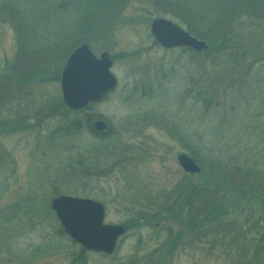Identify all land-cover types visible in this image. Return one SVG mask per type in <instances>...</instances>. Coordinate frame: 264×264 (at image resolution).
<instances>
[{
    "label": "rangeland",
    "instance_id": "1",
    "mask_svg": "<svg viewBox=\"0 0 264 264\" xmlns=\"http://www.w3.org/2000/svg\"><path fill=\"white\" fill-rule=\"evenodd\" d=\"M43 2L78 4V0ZM66 12L44 17L50 24L59 21L67 26L71 21ZM157 16L182 27L172 16L160 13L151 0H126L101 21L104 29H92L90 48L96 55L110 54L117 82L105 97L79 113L59 110V78L53 81L50 75L23 84L21 92L13 88L9 92L17 37L11 22L0 16V80L8 93L0 101V264L246 263L239 252L234 256L216 250L209 255L212 250L206 244L198 252L185 245L172 258L150 254L167 227H134L120 238L112 255L90 252L70 241L51 211V198L68 194L102 202L105 222H132L140 202L135 195L157 200L184 178L195 187L216 182L222 188L221 180L206 171L215 169L211 158L233 156L241 169L257 170L262 180L257 189L237 183L234 193L232 188L222 193L235 206L229 217L241 222L258 219L259 235L264 233V102L257 100L263 90H250L253 82L241 86L253 96L241 99L244 95L238 88L246 80L247 66L220 61L215 52L192 55L158 46L149 29ZM252 33L262 36L259 30ZM50 57L45 63L52 65L53 54ZM260 68L264 73V66ZM26 111L33 117L27 118ZM95 120L107 126L104 136L108 135V150L118 151L112 158L118 168L96 155L101 151L104 155L105 146H97L100 140L84 128ZM74 121L81 128L67 133L65 126ZM180 153L206 169L191 177L184 174L177 162ZM261 246L264 250V240ZM254 250L253 244L247 245V259L253 260L248 263L264 264V252L256 256Z\"/></svg>",
    "mask_w": 264,
    "mask_h": 264
},
{
    "label": "trees",
    "instance_id": "2",
    "mask_svg": "<svg viewBox=\"0 0 264 264\" xmlns=\"http://www.w3.org/2000/svg\"><path fill=\"white\" fill-rule=\"evenodd\" d=\"M19 1L21 0H5L0 4V16L11 22L17 37L18 50L12 69L15 73H12V82L8 87L10 93L11 88L21 92L23 84L36 80L39 75H50L55 79L53 81H57L63 65L57 61L66 59L80 42L89 43L92 29H104L105 24L101 21L111 12L116 13L120 10L126 2V0H78V4L50 6L44 4V0H27V4H17ZM151 2L160 13L172 16L190 33L198 38H204L208 44L205 52H215L220 56V61L230 60L239 68L247 66L246 80L239 84L238 89L243 92L241 86L253 82L255 86L250 90L257 92L263 90L262 97L257 100L264 102V73L260 68L264 66V62H256L258 66L254 63L264 60V0H151ZM44 11L49 15H45ZM65 11L68 13L65 17L71 21L67 26L65 24L60 26L59 21L50 24L44 17L59 16L57 13L62 14ZM255 30H259L262 36L254 37L252 32ZM182 50L192 55L196 54L184 47ZM51 54L55 62L49 65L45 62L51 59ZM249 55L251 56L247 58ZM253 72L256 74L253 75ZM3 83L0 80V101L8 95ZM245 91L241 99H252L253 96H249ZM57 105L59 110H65L60 100ZM27 113L26 111L27 118L33 117V114ZM73 123L65 126L67 133H75L81 128L77 121ZM85 127L100 140L97 146L101 148L102 145L105 146L104 155L101 151L100 155L96 154L97 157L109 163L118 151L108 150L109 146L106 143L109 140L108 135L94 133L90 124ZM237 159L238 157L233 156L226 159L211 158V165L215 169L210 168L206 172L215 174L221 180L222 188L216 182L212 183V186L195 187L196 185L184 178L170 189L161 192L157 200L151 196L145 198L135 195L134 199L139 198L140 202L138 209L133 213L132 222L124 223L127 230L144 226L154 227V230L167 227L160 231L164 235H159L156 248L150 253L153 255L159 253L172 258L185 245L192 247L193 252H198L206 244L208 249L212 250L210 254L208 252L209 255H214L216 250H225L234 256L239 252L246 261L241 264H249L248 262L253 260L250 257L247 259L248 244L254 245V255L260 256L261 251L264 252L261 249L264 233L259 235L258 232L262 226L261 222L258 219L253 222H250V219L241 222L235 216L229 217L231 212L235 214L232 210L235 206L230 204L229 196L222 193L229 188H232L234 193L237 183L257 189L255 186L260 187L262 179L257 170L241 169ZM111 162L110 167L118 168L116 161ZM211 180L217 181L214 178ZM228 191L230 193V190ZM238 244L239 246H236Z\"/></svg>",
    "mask_w": 264,
    "mask_h": 264
},
{
    "label": "water",
    "instance_id": "3",
    "mask_svg": "<svg viewBox=\"0 0 264 264\" xmlns=\"http://www.w3.org/2000/svg\"><path fill=\"white\" fill-rule=\"evenodd\" d=\"M150 31L165 48L186 46L195 51L207 48L203 40L162 16L151 22ZM71 52L61 72L60 88L64 104L80 110L100 99L114 87L116 80L109 71L111 59L106 52L97 57L86 43ZM94 123L98 130L105 127L101 121ZM177 160L186 172L200 171L194 159L186 154H180ZM51 207L68 237L90 251L112 253L117 239L125 232L122 225L104 223V206L99 201L58 195L51 200Z\"/></svg>",
    "mask_w": 264,
    "mask_h": 264
}]
</instances>
